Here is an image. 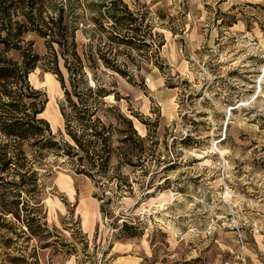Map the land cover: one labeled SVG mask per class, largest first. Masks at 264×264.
<instances>
[{"label": "rangeland", "instance_id": "374dc122", "mask_svg": "<svg viewBox=\"0 0 264 264\" xmlns=\"http://www.w3.org/2000/svg\"><path fill=\"white\" fill-rule=\"evenodd\" d=\"M109 1L35 0L34 14L56 17L65 5L80 52L113 49L118 65L140 72L135 84L118 80V104L147 137L136 166L118 167L115 155L95 184L33 147L40 176L21 212L35 218L32 230L0 208V264H264V0H123L143 16L130 25L141 23L143 38L132 45L109 41ZM14 2L22 19L24 1ZM25 39L42 56L29 75L49 102L40 117L61 140L64 89L48 69L46 39ZM17 190L3 182L0 198Z\"/></svg>", "mask_w": 264, "mask_h": 264}, {"label": "trees", "instance_id": "16d2710c", "mask_svg": "<svg viewBox=\"0 0 264 264\" xmlns=\"http://www.w3.org/2000/svg\"><path fill=\"white\" fill-rule=\"evenodd\" d=\"M18 1H24L25 6L20 8L22 19L14 20L13 11L20 6L12 7L14 0H0V14L4 18L0 26V134L3 137V141L0 138V184L7 182L18 188L13 200L6 202L0 198V208L5 214L16 216L18 228L22 229L25 223L32 230L31 221L35 218H30L28 213L22 217L21 212L27 211L23 192L30 191L26 188L28 184L34 189L40 176L35 161L30 158L31 155L35 158L33 151L39 148L53 152L69 162L75 172L98 184V177L109 176L115 155L118 167L136 166L132 155L137 151V144L145 142L147 137L138 134L134 119L118 104L121 100L119 78L135 84L140 72L118 65L119 52L112 54L113 49L106 53L88 45L80 52L75 32L68 34L65 5L57 9L56 17H44L41 12L38 16L34 14L35 0ZM103 9H108V14L104 13L114 21L108 36L113 45L143 41L141 23L130 26L137 19L142 21V13L131 11L123 0H110ZM95 21L100 23L98 19ZM123 23H127L125 28ZM29 31H36L46 39L48 69L57 74L64 89L65 99L60 107L66 138L61 140L53 134L49 122L40 117L48 99L29 80L30 73L42 59L34 42L25 39ZM12 51L17 52L21 60L10 56ZM99 62L107 70H99ZM105 71L111 73V79H104ZM110 96L114 102L107 101ZM116 142L120 143L118 147ZM3 226L0 222V227Z\"/></svg>", "mask_w": 264, "mask_h": 264}, {"label": "crops", "instance_id": "0c3cea01", "mask_svg": "<svg viewBox=\"0 0 264 264\" xmlns=\"http://www.w3.org/2000/svg\"><path fill=\"white\" fill-rule=\"evenodd\" d=\"M48 104H49V102H48ZM47 110V107H46V109L44 110V112Z\"/></svg>", "mask_w": 264, "mask_h": 264}]
</instances>
